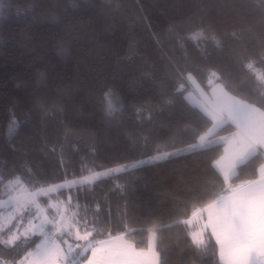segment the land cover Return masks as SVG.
<instances>
[{
  "label": "trees",
  "instance_id": "trees-1",
  "mask_svg": "<svg viewBox=\"0 0 264 264\" xmlns=\"http://www.w3.org/2000/svg\"><path fill=\"white\" fill-rule=\"evenodd\" d=\"M3 1L9 8L0 18V175L5 183L18 176L28 187L42 176L45 186L57 184L148 159L158 154V145L171 152L192 144L203 124L198 108L184 99L189 85L172 96L176 82L166 76L170 59L197 69L194 75L205 89L207 70L216 71L231 95L260 106L264 83L242 67L238 56L255 61L257 71L264 69L259 14L264 0ZM201 27L209 28L219 47L211 39L199 46L190 39ZM108 87L124 104L118 124L110 123L100 106ZM169 99L174 103L165 106ZM136 107L143 108L140 118ZM13 118L19 126L9 135ZM231 132L233 127L219 134ZM213 179L199 151L180 152L84 184L80 211L87 205L89 216L99 215L97 227L105 234L124 231L125 222L129 228L143 226V233L126 237L136 248L146 247L150 229L164 225L156 232L155 248L165 264H220L218 248L209 247L203 255L186 239L188 229L174 223L186 218V204ZM61 192L54 197L65 199L68 188ZM0 255L19 259L23 252Z\"/></svg>",
  "mask_w": 264,
  "mask_h": 264
},
{
  "label": "snow or ice",
  "instance_id": "snow-or-ice-1",
  "mask_svg": "<svg viewBox=\"0 0 264 264\" xmlns=\"http://www.w3.org/2000/svg\"><path fill=\"white\" fill-rule=\"evenodd\" d=\"M4 10L5 5L0 3V16L5 14ZM259 14L264 27V6ZM190 39L197 41V46L202 39H211L220 46L209 28H198ZM261 47L264 48V35ZM59 51L67 54L68 49L61 47ZM238 59L243 68L256 74L264 83V69L257 71L255 61L243 54ZM245 59H248L247 63H243ZM261 62H264V53ZM196 70L188 63L170 59L166 73L176 82L172 96L186 92L188 85L199 93L201 103L197 105V115L203 130L198 132L192 144L171 152H162L158 145V154L147 160L104 172H90L47 186L42 176L34 177L33 183L26 187L18 176L5 183L0 175V185L4 189L0 194L8 196L7 200H0V206L11 209L6 215L0 214V251H7L12 256L23 252L19 259L0 255V264H165L162 254L154 250L156 232L164 225L149 230L146 249H137L126 238L143 233V226L129 228L125 222L124 231L112 235L109 229L105 234L97 227L101 220L99 215L89 216L87 205L83 212L80 211L82 186L101 176L167 159L180 152L194 151L201 153L205 171L214 179L205 182L201 191L193 196L192 203L186 204V218L174 223L188 229L186 239L203 255H207L209 247L218 248L220 264H264V93L259 107L255 102L238 99L230 94L229 83L214 70H207V85L211 89L207 93L194 75ZM192 94L188 92L184 99H190ZM173 103L172 99L164 102L165 106ZM100 106L110 123H119L117 113L124 109V104L114 87L103 91ZM142 111V107H136L137 118L141 117ZM151 118V115L147 117L148 120ZM18 126L19 122L13 118L8 134L11 135ZM233 126L236 130L229 135L219 134ZM221 146L222 152L216 155ZM241 176L251 178L241 180ZM237 180L239 183L235 182ZM76 186H80V190L74 194L72 189ZM65 187L68 188L66 198L53 201L51 194H62ZM41 197H48V202L41 204ZM96 209L99 210V205ZM189 211L190 215L187 214ZM98 236L103 238L97 239ZM139 243H143V239ZM210 258L215 259V256Z\"/></svg>",
  "mask_w": 264,
  "mask_h": 264
},
{
  "label": "rangeland",
  "instance_id": "rangeland-1",
  "mask_svg": "<svg viewBox=\"0 0 264 264\" xmlns=\"http://www.w3.org/2000/svg\"><path fill=\"white\" fill-rule=\"evenodd\" d=\"M0 3H3L4 5H5V14L4 15H2V16H0V18H6L8 15H9V8H8V5H7V3L5 2V1H3V0H0ZM189 87L190 88H192L190 85H189ZM156 156V155H155ZM149 159V158H148ZM145 160H147V159H145ZM127 165H131V164H127ZM120 166H123V165H120ZM120 166H116V167H120ZM116 167H112V168H116ZM112 168H108V169H112ZM108 169H105V170H102V171H98V172H104V171H106V170H108ZM89 175V174H88ZM108 176V175H107ZM101 177H105V176H101ZM21 181V180H20ZM70 181V180H69ZM64 182V181H63ZM22 183V182H21ZM60 183H62V182H60ZM23 184V183H22ZM65 188H67V187H65ZM55 194H57V193H52L51 194V199L53 200V201H55L56 200V198L54 197V195ZM8 199V196L7 197H5V198H3V199H0V200H7ZM48 197H41L40 198V202H41V204H46L47 202H48ZM11 209L10 208H7V207H3V206H0V214H5L6 215V213L8 212V211H10ZM7 223V221H5V224ZM130 241V240H129ZM131 242V241H130ZM155 244H156V240H155V243H154V250L156 251V248H155ZM147 246H148V236H147V244H146V247L144 248V249H146L147 248ZM137 249H140V248H137ZM157 252V251H156ZM218 258H219V256H218Z\"/></svg>",
  "mask_w": 264,
  "mask_h": 264
},
{
  "label": "crops",
  "instance_id": "crops-1",
  "mask_svg": "<svg viewBox=\"0 0 264 264\" xmlns=\"http://www.w3.org/2000/svg\"><path fill=\"white\" fill-rule=\"evenodd\" d=\"M217 83H219V82H217ZM202 87V86H201ZM203 88V87H202ZM204 90H205V92H207V93H210V91H211V89L210 88H208V89H205L204 88ZM188 92H192L193 94H192V96H191V98L190 99H187L188 100V102L190 103V104H192V105H194V106H196L197 107V105L199 104V103H201V99H200V97H199V93H197V92H195L192 88H190L189 87V91ZM188 92L186 93V95L188 94ZM185 95V96H186ZM239 99V98H238ZM242 100V99H241ZM198 108V107H197ZM233 128H234V131L236 130L235 129V127L233 126Z\"/></svg>",
  "mask_w": 264,
  "mask_h": 264
}]
</instances>
